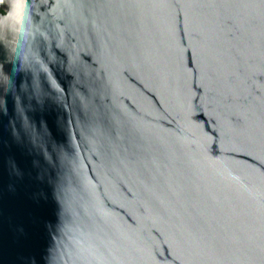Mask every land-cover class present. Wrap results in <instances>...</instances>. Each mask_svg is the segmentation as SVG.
Listing matches in <instances>:
<instances>
[{"label": "water", "instance_id": "water-1", "mask_svg": "<svg viewBox=\"0 0 264 264\" xmlns=\"http://www.w3.org/2000/svg\"><path fill=\"white\" fill-rule=\"evenodd\" d=\"M0 264H264V0H2Z\"/></svg>", "mask_w": 264, "mask_h": 264}, {"label": "clouds", "instance_id": "clouds-1", "mask_svg": "<svg viewBox=\"0 0 264 264\" xmlns=\"http://www.w3.org/2000/svg\"><path fill=\"white\" fill-rule=\"evenodd\" d=\"M0 2H2V0H0ZM12 13L11 12H9V16L11 15Z\"/></svg>", "mask_w": 264, "mask_h": 264}]
</instances>
